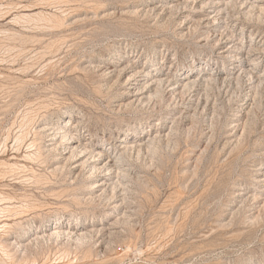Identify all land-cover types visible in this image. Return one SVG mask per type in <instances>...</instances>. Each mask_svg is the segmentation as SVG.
I'll use <instances>...</instances> for the list:
<instances>
[{"label": "rangeland", "instance_id": "1", "mask_svg": "<svg viewBox=\"0 0 264 264\" xmlns=\"http://www.w3.org/2000/svg\"><path fill=\"white\" fill-rule=\"evenodd\" d=\"M0 192L4 264H264V0H0Z\"/></svg>", "mask_w": 264, "mask_h": 264}, {"label": "bare ground", "instance_id": "2", "mask_svg": "<svg viewBox=\"0 0 264 264\" xmlns=\"http://www.w3.org/2000/svg\"><path fill=\"white\" fill-rule=\"evenodd\" d=\"M27 18H31V16H27ZM44 21V20H43ZM55 22V21H54ZM47 24V23H46ZM163 82H165V81H163ZM159 83V82H158ZM42 133H43V131H42ZM49 137H50V135H48ZM61 138H63V136L61 137ZM54 138H52V139H50V140H53ZM26 146H27V148L29 149L28 150V152L24 155V159L25 160H27V161H30V162H36V163H38V162H40V163H42V162H44V158H43V153L42 152H40V145L39 144H37V139L36 138H34V139H30V141H29V143H27L26 144ZM69 148V146H67L66 144H65V147L63 148V150L62 151H65L66 149H68ZM18 149H19V147H18ZM54 149H56V148H54ZM84 150H86V148L84 147L83 148ZM60 155V154H59ZM91 155V154H90ZM53 156H56V154H53ZM76 156V154L72 151V152H70V154L67 156V160L69 159V160H71V159H73L74 157ZM91 157H93L92 155H91ZM9 166H16V168L17 169H22V168H24V167H26V165H17V163H15V164H12V165H10L9 164ZM90 166V168L92 169V170H94V169H96V167H95V165L93 164V165H89ZM22 167V168H21ZM94 172H97V171H91V174L92 173H94ZM29 180H31L29 183L31 184H41L42 183V181L43 180H46V178H43V177H41V176H39V177H36V178H32V179H29V178H27V179H25V181H23V182H28ZM15 197L14 196H11L10 194H3L2 192H0V205H2V204H4V203H6V201H10V200H13ZM25 206H28V205H25ZM14 207H9V206H7V207H0V213H6V215L5 216H8L7 215V213H11V211H12V209H13ZM21 208V209H20ZM24 209V206H19V210H17V211H14L15 213V215L17 214H22V213H24V211H22ZM8 227V223H6V222H4V223H2V224H0V228H2L0 231H4L6 228ZM70 232H67V234L66 235H64L62 232H60V231H55L53 234H52V236H54V238H55V240H57V239H59V238H61L62 236H65L66 237V239L69 241V240H74L75 242L77 241L78 243H82V239H83V237H80V236H76V238H73V237H71L70 235ZM77 243V244H78ZM0 245L2 246V252H3V255L6 257V258H10V254L8 253V251L6 250V249H4V245H2V243L0 242ZM0 264H4V263H2V261H1V259H0Z\"/></svg>", "mask_w": 264, "mask_h": 264}]
</instances>
